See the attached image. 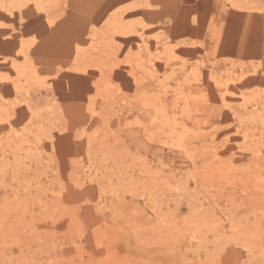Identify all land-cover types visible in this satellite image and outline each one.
Wrapping results in <instances>:
<instances>
[{"label":"rangeland","instance_id":"obj_1","mask_svg":"<svg viewBox=\"0 0 264 264\" xmlns=\"http://www.w3.org/2000/svg\"><path fill=\"white\" fill-rule=\"evenodd\" d=\"M0 264H264V0H0Z\"/></svg>","mask_w":264,"mask_h":264},{"label":"bare ground","instance_id":"obj_2","mask_svg":"<svg viewBox=\"0 0 264 264\" xmlns=\"http://www.w3.org/2000/svg\"><path fill=\"white\" fill-rule=\"evenodd\" d=\"M125 33V32H124ZM11 65L13 66V68H17L16 67V65L14 64V63H11ZM193 75V74H192ZM195 76V75H194ZM184 77H186V76H184ZM193 77V76H192ZM241 77H243V75L241 74ZM188 78H190V77H188ZM195 78V77H194ZM163 86V85H162ZM164 87V86H163ZM162 91H164V90H162ZM239 96H241L240 97V99H241V104H242V106L244 107V108H246V104H248V102H250L248 99L249 98H247L244 94H241V95H239ZM258 96H259V94H258ZM253 99V98H252ZM186 100V99H185ZM184 101V100H183ZM251 106H253L254 107V102H253V104H250ZM258 105V104H257ZM184 106V105H183ZM174 130V129H173ZM175 131V130H174Z\"/></svg>","mask_w":264,"mask_h":264}]
</instances>
